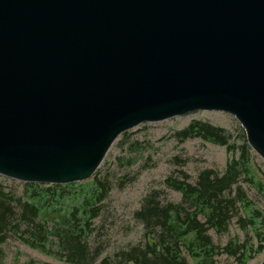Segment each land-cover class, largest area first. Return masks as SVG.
Instances as JSON below:
<instances>
[{
	"label": "water",
	"instance_id": "1",
	"mask_svg": "<svg viewBox=\"0 0 264 264\" xmlns=\"http://www.w3.org/2000/svg\"><path fill=\"white\" fill-rule=\"evenodd\" d=\"M198 110L264 160V0H0V175L79 182L123 132Z\"/></svg>",
	"mask_w": 264,
	"mask_h": 264
},
{
	"label": "trees",
	"instance_id": "2",
	"mask_svg": "<svg viewBox=\"0 0 264 264\" xmlns=\"http://www.w3.org/2000/svg\"><path fill=\"white\" fill-rule=\"evenodd\" d=\"M177 134L181 140L200 137L226 146L229 152L235 148L241 152L227 160L223 172L202 169L193 182L183 171L177 177H165V185L180 193L178 201H162L156 189L147 193L133 213L143 226V242L103 257L101 249L92 245V220L99 215L102 206L98 202L109 189L108 183L98 178L97 168L92 187L85 190L80 205H73L67 214H62L56 205L78 194L73 190L74 183H23L18 194L0 181V245L15 236L29 247L68 264H216V257L223 253L234 256L237 264H245L252 256V246L232 241L221 246L209 233L211 229L217 234L226 232L236 217L241 228L253 231L257 242L254 251L263 250L264 212L254 207L239 183L240 176L245 175L258 188L261 184L253 170L245 135L236 146L225 129L198 119ZM121 143L122 140L118 142ZM130 148L136 150L138 146L133 143Z\"/></svg>",
	"mask_w": 264,
	"mask_h": 264
},
{
	"label": "rangeland",
	"instance_id": "3",
	"mask_svg": "<svg viewBox=\"0 0 264 264\" xmlns=\"http://www.w3.org/2000/svg\"><path fill=\"white\" fill-rule=\"evenodd\" d=\"M195 119L222 127L229 133L230 142L236 146L242 143V134L245 135V132L233 115L220 111L198 110L162 121L140 123L121 134L111 145L97 169L98 178L105 180L109 185L106 197L98 202L102 206L100 213L92 220L95 229L92 245L101 249L100 257L111 256L121 248L144 241L143 226L134 218L133 213L147 193L156 189L160 191L159 197L162 201L180 199L178 191L165 185V177H177L180 171H183L193 182L200 170L210 168L223 172L227 160L232 156H239L241 150L238 148L232 153L226 146L200 137L181 140L177 132ZM121 140L122 143L118 144ZM133 143L138 149L130 148ZM249 157L256 178L260 180V188L249 182L245 175L240 176L239 183L254 207L264 212V160L251 147ZM92 179L93 175L74 182L76 186L73 190L76 189L78 194L75 197L69 196L63 203L56 205L62 214H67L73 205H80L85 190L92 187ZM0 181L6 189L18 194L22 192L25 183L2 175ZM209 233L214 242L221 246L229 241L252 246V256L245 264H260L264 258V246L261 252L254 251L257 242L253 231L250 228H241L236 217L231 220L226 232L217 234L211 229ZM188 260L192 262L189 257ZM0 264L68 263L29 247L15 236H9L0 245ZM216 264H237V259L223 253L216 257Z\"/></svg>",
	"mask_w": 264,
	"mask_h": 264
}]
</instances>
